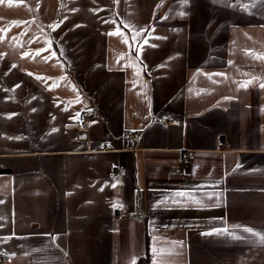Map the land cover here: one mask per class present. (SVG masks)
Segmentation results:
<instances>
[{"label": "crops", "instance_id": "0c3cea01", "mask_svg": "<svg viewBox=\"0 0 264 264\" xmlns=\"http://www.w3.org/2000/svg\"><path fill=\"white\" fill-rule=\"evenodd\" d=\"M261 83L264 0H0V253L264 264Z\"/></svg>", "mask_w": 264, "mask_h": 264}, {"label": "built area", "instance_id": "2783aa9c", "mask_svg": "<svg viewBox=\"0 0 264 264\" xmlns=\"http://www.w3.org/2000/svg\"><path fill=\"white\" fill-rule=\"evenodd\" d=\"M167 1H175V0H167ZM93 114H94L93 111L84 112L82 118L80 119L79 124L76 126H73L72 128L87 133L89 131V118ZM162 122L165 123L166 125H170V124L178 125L177 122L166 121V119H163ZM126 138L131 143L136 142L138 139L136 134L133 131H127ZM223 145H224V143L220 142V146H223ZM195 158H196V152L195 151H185L182 153V173L183 174L186 175L188 173V170H189L190 166L192 165V163L194 162ZM1 169H2V167H0V170ZM122 175H124V171H119L116 173L117 177H121ZM131 216H132V213L126 207H121L118 210L117 218L119 220H124V219L130 218ZM14 257H15V255H13V254H9L7 252H1L0 253V264H10V263H12Z\"/></svg>", "mask_w": 264, "mask_h": 264}, {"label": "snow or ice", "instance_id": "6c2138e0", "mask_svg": "<svg viewBox=\"0 0 264 264\" xmlns=\"http://www.w3.org/2000/svg\"><path fill=\"white\" fill-rule=\"evenodd\" d=\"M109 34H113V33H109ZM145 43H147V41H145ZM248 83H251V81H249V82H247L245 84H242L241 87H247ZM260 87L264 88V83H261ZM178 195H183V194L181 193V194H178ZM243 231L249 232V233H251L253 235H258L260 237L261 242L264 243V234L253 232V230L251 228H244Z\"/></svg>", "mask_w": 264, "mask_h": 264}, {"label": "trees", "instance_id": "16d2710c", "mask_svg": "<svg viewBox=\"0 0 264 264\" xmlns=\"http://www.w3.org/2000/svg\"><path fill=\"white\" fill-rule=\"evenodd\" d=\"M139 264H148V258L146 259H141Z\"/></svg>", "mask_w": 264, "mask_h": 264}]
</instances>
